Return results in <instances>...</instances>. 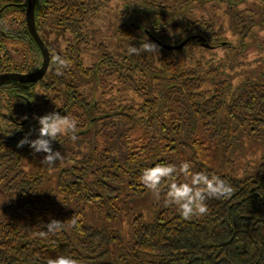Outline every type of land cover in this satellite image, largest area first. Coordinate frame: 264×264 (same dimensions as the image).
Returning <instances> with one entry per match:
<instances>
[{"label": "trees", "instance_id": "16d2710c", "mask_svg": "<svg viewBox=\"0 0 264 264\" xmlns=\"http://www.w3.org/2000/svg\"><path fill=\"white\" fill-rule=\"evenodd\" d=\"M248 2L251 0H245V4ZM166 4L165 0L131 3L134 18L125 25L120 16L130 13L124 6V12L118 9L116 17L103 13V23L93 29L88 23L80 40L97 46V62L85 66L80 49L74 52L75 44L73 49L68 46L70 51L55 53L67 61L68 67L60 68L57 74L59 66L50 63L51 72L38 81L41 108L34 104L37 85L32 90L17 80L5 82L11 84L12 99L6 115H0V190L4 193L0 197V264H47L58 256H71L79 264H264V77L257 74L244 78L238 86L234 79L253 62L248 54L261 59L252 51L258 44L264 47V40H254L251 47L241 41L240 50L233 54L228 52L231 49L223 55L216 52L213 59L208 57V65L201 63L204 52L197 58L195 54L197 65L189 69L179 67L173 51L162 46L151 53L129 54L131 46L147 42V35L154 42V35L146 27L141 26L143 33L134 32L135 25H140L134 21L139 14L144 13L141 16L150 21L151 30L161 35L169 33L171 29L162 27L171 16ZM36 7L40 32L43 22L36 15L41 6ZM258 7L260 15L253 9L238 18L236 12L232 13V23L237 19L240 23H258L261 30L264 1ZM209 21L206 26L200 23V27L210 32L216 21ZM54 22L59 21H50L53 28ZM22 25L21 46L41 59L26 19ZM200 37L191 39L198 40L203 51L208 50L207 39ZM42 38L49 46L56 42L49 33ZM91 51L88 47L86 55ZM0 58V71L30 72L41 64L39 60L23 69L8 50ZM230 70L236 72L229 76ZM122 82L126 90L139 94L142 102L115 98L122 104L112 111L102 109L103 88ZM53 111L77 118V140L71 139L70 132L59 135L53 149L64 159L49 166L41 162L44 153L34 154L29 145L18 148L17 143L30 132V139L37 138L39 124L35 117ZM27 115L30 118L22 122ZM200 124L210 132L198 135ZM141 127L148 140L135 150L129 136ZM90 131L95 139L100 133L106 136L111 146L99 150L97 141L92 140L89 145ZM245 138L253 146L255 157L253 162L234 167L232 153L237 145L246 144L242 140ZM205 139L215 146H206ZM185 161L192 172L219 175L233 188L232 196L210 198L206 201L207 214L184 219L175 205L166 204L165 194L171 180L182 182L185 176L165 180L159 196L140 182L146 167L156 163L179 166ZM54 171H58L55 180L50 177ZM10 192L19 195L15 198ZM6 199L19 204L10 216L2 209ZM51 219L62 221L64 229L47 238L39 237Z\"/></svg>", "mask_w": 264, "mask_h": 264}, {"label": "rangeland", "instance_id": "374dc122", "mask_svg": "<svg viewBox=\"0 0 264 264\" xmlns=\"http://www.w3.org/2000/svg\"><path fill=\"white\" fill-rule=\"evenodd\" d=\"M141 0H130V3L133 2H139ZM180 4H176V0H165L166 4V10L168 13L171 14L169 19L166 18L164 20V24H162V27H165L167 29H171L169 33H166V35H161L157 33L156 30H151V26L148 22V20L144 18H137L134 19L136 23L138 24H144L146 22L145 26L147 29H149V33H152L154 42L157 45L164 46L168 45L171 46V50L176 55L177 63L179 64V67H183L185 69H189L190 67H194L197 65L196 61L194 60V55L196 54L195 58L202 55V52L205 53V56L201 57L202 64L208 65V63H211V60H209L208 57L213 59V56L216 54H225L226 51H228L230 54L236 53L240 50V42L242 41L244 45L250 46L253 45L255 42L263 41L264 40V33L262 32V29L260 30L261 25L258 27V23L255 24H248L249 21L242 22L241 23L237 21L232 23V11L235 10L236 12V18H238L240 15L241 17L247 16L249 13H245V10L253 9L254 12L258 13L260 15V9L258 5L261 1L264 0H251V2H248L245 4V2L240 6L239 4L233 5L231 2L228 1H222V0H178ZM221 1V2H220ZM234 1V0H233ZM129 0H44L43 3L40 5V14L39 19L43 22V28L45 31H48L49 38L52 40L56 39L55 44L50 43L47 44L50 52V63L52 62V57L55 56L54 54L57 52H67L68 46L72 45V49L74 48V44L76 45L74 52L76 53V49L79 48L82 52L81 57L82 61H84L85 66H93L98 59V55L96 53L99 52V49H96V45L92 43H88L85 41L80 40L81 31H83V28L87 26L89 23L90 28H95L99 25V23H103V20H101V16L104 13L109 17H116L115 14H118V9H120V13L124 12V4H128ZM38 3V0L36 1V4ZM78 4V6H76ZM136 5H138L136 3ZM246 8V9H244ZM27 11V10H26ZM252 11V10H251ZM166 12V13H167ZM173 13L175 14L173 17ZM25 14H22V18L24 19ZM85 15V16H84ZM139 15L144 16V13H141ZM246 18V17H244ZM56 19L59 21V23L54 22L52 26H50V21H53ZM212 19L214 22L216 21V25L210 29V32L207 30L206 27L201 28L200 23L202 25V22L209 21ZM224 19V22L223 20ZM188 20H191L192 22H188ZM167 22V23H166ZM188 22V25H187ZM248 22V23H247ZM49 23V25H48ZM210 23V21H209ZM211 24V23H210ZM57 25V26H56ZM177 25H181L180 27H177ZM187 25V26H186ZM234 25V27H232ZM133 27V26H132ZM176 27L175 29H172ZM195 27V28H194ZM223 27V28H222ZM41 29V34L43 35V31L41 28V25L39 26ZM134 32H141V28H134ZM143 33V32H141ZM205 33V34H204ZM209 33V34H208ZM257 34V35H256ZM195 36H201L200 39H207V48L208 50L203 51L201 47H204L198 40L196 42L191 39ZM79 37V38H78ZM150 38L148 35L146 36ZM255 40V42H254ZM185 41V43L182 45L181 48L178 46ZM17 43V42H16ZM15 42H9L8 49L11 52L10 54L16 56V59L21 61V59L26 60L25 63L32 64L33 63V55L34 53L29 52L27 47H22V43ZM259 43V42H258ZM88 44V45H87ZM91 47L92 51L90 53H87V48ZM256 50L252 51L253 53H256L261 57V59H258L248 54L249 61H253L251 65L245 66V68L237 73V76L234 78L236 85H240L244 78L255 76L257 74H263L264 77V47H260L258 44V48L255 46ZM23 49V55H17V53ZM168 49V48H167ZM28 53H26V51ZM116 52V48L114 49ZM191 51L193 54H191ZM93 53H95V56H93ZM42 54V53H41ZM123 52V56H124ZM36 57V55H35ZM191 57V58H190ZM39 55L37 57V60L39 62ZM42 62V57H41ZM49 67L47 72H51L52 65ZM200 63V64H201ZM214 64H216L214 62ZM124 72V71H123ZM236 70H230L227 74L229 76H232ZM116 76V74H115ZM218 76H224L223 74ZM126 84L120 83L119 85L115 86H105L102 91V98L106 101L102 104V109L106 108V111H112L114 110V106L117 104H122L121 102L117 101L120 100L121 97L124 98L122 102L125 101H131L133 100L135 104H140L143 100V98L137 94L136 92H129L125 89ZM37 92L38 97L37 101H34V104H38L41 108V103H43V100L41 99L42 95L39 85L37 86ZM117 98V100L115 99ZM119 104V105H120ZM45 106V105H44ZM52 107H49L51 109ZM43 113V111H42ZM72 118V117H71ZM74 118V116H73ZM96 115H93L92 120L95 121ZM77 121V118L75 119ZM102 124L99 125L101 128ZM205 125L200 124L198 126V135H205L209 133L210 131L205 130ZM86 129H82L81 131H84ZM106 130V129H105ZM111 131V129H109ZM102 131V128H101ZM90 137H88V143L89 145L97 141L98 149H104L106 146H111V142L108 141L106 136H102L100 133V136L95 139L93 136V132L91 135V131L89 132ZM109 135V134H108ZM129 139L131 141V146L137 150L142 148L147 140L148 137L145 134V130L143 127L137 128L135 131H133ZM246 144L244 146L237 145L235 148V151L232 153V160L234 163V167H239L246 161L250 160L255 157V152L253 151V146H250L249 141L247 138L242 139ZM87 142L85 145L87 146ZM206 146L214 147L215 143L211 142L207 139H205ZM130 146V147H131ZM85 146H83L84 149ZM131 147V148H132ZM132 148V149H133ZM133 149V150H134ZM253 162V161H252ZM58 171H54L50 174V177H52L53 180L56 179ZM12 197H18L19 194H15V192H10ZM9 194V195H10ZM4 196V193L0 190V197ZM19 207V204H14L11 202L10 199H6L3 201L2 209H5L7 214L10 216L17 208ZM8 210V211H7Z\"/></svg>", "mask_w": 264, "mask_h": 264}, {"label": "clouds", "instance_id": "9594fccd", "mask_svg": "<svg viewBox=\"0 0 264 264\" xmlns=\"http://www.w3.org/2000/svg\"><path fill=\"white\" fill-rule=\"evenodd\" d=\"M159 51V46L147 38V42L141 43L139 47L131 46L129 54H140V52ZM52 62L59 67L57 74H60V68L68 67L67 61L59 55L52 57ZM26 118V117H25ZM39 129L38 136L30 139L31 132L26 134L23 139L17 143L18 148L29 145L33 153H44L42 163L54 166L57 161H63L64 155L58 150L54 151L53 142L57 141L59 135L72 133L71 139L77 140L76 128L77 121L69 115H61L53 111L43 116H37ZM174 175H183L187 179L182 182L171 180ZM140 182L145 188L152 191L157 196L160 195V186L165 180H171L167 186L165 202L168 205H175L179 214L184 219H190L192 216H202L207 214L208 207L206 201L210 198H230L233 194V188L226 183L219 175H209L204 171L192 172L191 165L185 161L179 166L168 163H156L152 167L143 169ZM75 219H73V226ZM46 231L38 233L39 237L47 238L49 234H56L65 227L64 223L57 219H51L45 225ZM47 264H79V261L71 256H58L55 259H49Z\"/></svg>", "mask_w": 264, "mask_h": 264}, {"label": "flooded vegetation", "instance_id": "af4514ba", "mask_svg": "<svg viewBox=\"0 0 264 264\" xmlns=\"http://www.w3.org/2000/svg\"><path fill=\"white\" fill-rule=\"evenodd\" d=\"M43 1L44 0H38V3L36 4V6L39 7L43 3ZM233 2H237V4H239L241 6L245 2V0H234ZM28 4H29V0H0V41H2L4 44L3 45L2 42H0V55L4 50H8V52L10 51L8 49L9 42L14 41L17 43H21V40L23 37V30H24L22 22L26 19V10H27ZM124 8L129 10L130 15H121L120 16L121 21H122V25H125L126 23H128V21L132 22V20L134 18V16L131 14V12L133 11V6H131L130 0H129L128 4H124ZM36 12H37V10H36ZM234 12H235V10L232 11V13H234ZM22 14H25L24 19L22 18ZM36 16H39V14H37ZM136 18H142V16L139 15ZM222 20L224 21V19H222ZM141 26H145V22H144V24H142V25L140 24L139 26L135 25V28L140 29ZM42 30H44L43 26H42ZM141 30H142V32L145 31L142 28H141ZM47 33H48V31L44 30L43 36L45 37ZM158 46H161V45H158ZM162 47H164V46H162ZM164 48H166V47H164ZM169 50H171V49H169ZM31 53H33V52H30V54ZM17 55H23V49H21L17 53ZM35 55H36V57H35ZM37 57H38V55L34 53L33 63L29 64V65L27 63H25L26 60H23V59H21V61L17 60L16 56H15V60L17 61V63L23 64V66H22L23 69H28L33 64H36V62L39 63L37 60ZM0 62H1V58H0ZM37 65L38 64H36V66ZM34 68L30 69V71H33ZM13 72L26 73V72H29V70H23L22 72H20L18 70L8 71V69H7L5 71H0V74L13 73ZM46 74H47V72H46ZM45 75L43 76V78L45 77ZM41 80H42V78H41ZM17 81H20V80H17ZM38 81H40V79L37 81H33V82H23V84H26V86L28 88H30V87L34 88L32 90H36L35 86L37 85ZM10 85L11 84H7V83L0 85V93H1L0 107L2 108L0 115L3 113H4V115H6L5 112H7L8 108L11 106L10 98L12 99V96H11V92H10V90H11ZM7 97L9 98V100ZM15 107H18L17 104H15ZM26 114L27 113H25V115ZM30 115L24 116V118L22 119L23 120L22 122H25L27 119H29Z\"/></svg>", "mask_w": 264, "mask_h": 264}, {"label": "water", "instance_id": "95a60500", "mask_svg": "<svg viewBox=\"0 0 264 264\" xmlns=\"http://www.w3.org/2000/svg\"><path fill=\"white\" fill-rule=\"evenodd\" d=\"M37 0H29L26 11V24L29 32L36 41L42 53V62L38 68L33 71L26 73H4L0 74V85L11 80H20L21 82H33L41 79L47 72L50 63V52L47 44L43 40L40 32L37 29L36 18H35V6ZM185 43L183 41L178 47L181 48ZM166 48L170 49L171 46L165 45Z\"/></svg>", "mask_w": 264, "mask_h": 264}]
</instances>
